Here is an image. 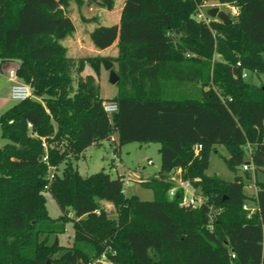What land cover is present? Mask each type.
I'll return each mask as SVG.
<instances>
[{
  "label": "trees",
  "instance_id": "1",
  "mask_svg": "<svg viewBox=\"0 0 264 264\" xmlns=\"http://www.w3.org/2000/svg\"><path fill=\"white\" fill-rule=\"evenodd\" d=\"M84 1L0 0V61L17 63L19 80L33 85L0 117V264H264V182L248 196L242 177L207 174L217 145L233 171L248 148L255 171L264 168V84L250 81L264 76V0H125L120 24L91 34L100 50L116 44L118 56L73 58L62 43L67 11ZM211 2L236 8L230 24L198 17ZM107 60L120 77L112 115L80 77L87 64L99 75ZM104 141L116 152L161 145L159 175L140 181L154 200L128 198L121 177L80 175L74 161ZM178 170L205 199L200 208L181 206V190L170 196ZM47 191L63 217L49 215ZM69 220L73 244L53 247Z\"/></svg>",
  "mask_w": 264,
  "mask_h": 264
},
{
  "label": "rangeland",
  "instance_id": "2",
  "mask_svg": "<svg viewBox=\"0 0 264 264\" xmlns=\"http://www.w3.org/2000/svg\"><path fill=\"white\" fill-rule=\"evenodd\" d=\"M114 3L115 8L113 10H108L93 2H89V0H85L80 9L75 2H70L67 14L69 18L68 26L71 32L64 35L62 39V43L66 45L69 50V56H74L75 58L96 57L98 55L111 58L118 56L116 44L104 49V52H101L102 50L98 49L91 38L92 32L101 25L117 27L120 24L121 9L125 0H114ZM215 7H218L220 11L227 14L231 11L228 5H219L211 2L200 8V16L208 20V11ZM80 46H82L81 49H79ZM16 67L17 65L15 63H11L6 71L0 73V117L16 103L11 99L13 82L8 76L9 69ZM113 70L116 72L118 71V64L116 62L114 63ZM80 77L83 80L89 78L92 87L95 88L100 97L105 101L112 100L118 95V86L110 82V72L105 70L104 66L101 68L100 74L97 75L92 66L87 64ZM80 77L78 75L74 76V90L77 89ZM259 80L264 84V76H261L260 79L250 76V81L252 82L259 83ZM17 81H20L18 77ZM114 138L117 139V135H114ZM6 143L7 140L3 138L2 128L0 126V145H5ZM160 147L161 145L159 143L140 144L131 142L121 145L119 152H116L108 141H104L100 146L89 147L79 160L74 161V165L83 177L103 171L109 173L113 178H117L131 172L130 182L124 185L125 195L128 198L137 197L142 201H152L155 198L153 190L144 188L140 181L159 175L161 169ZM247 153L248 158L246 163H251L250 148H248ZM229 157L230 154L226 147L220 145L214 146L209 156L207 174L209 176H217L228 182H232L235 180L236 176H240L245 184V193L248 196L255 195L257 192L255 186L256 180L264 182V168L255 171V167L251 165L249 173L252 179H249L242 167L238 168L237 171H233L227 166L225 158ZM149 161H151L152 164H149ZM62 170L63 167H61V172ZM45 197L49 215L54 219L63 217L64 214L61 207L49 191L45 193ZM248 208L255 210L257 209V204H249ZM69 216L74 218L73 212H70ZM57 237L59 244L64 247H70L73 244L74 230L71 220L67 222L66 232ZM55 239L56 236L50 238V243L52 245L55 243ZM102 264H107V262L105 261Z\"/></svg>",
  "mask_w": 264,
  "mask_h": 264
},
{
  "label": "built area",
  "instance_id": "3",
  "mask_svg": "<svg viewBox=\"0 0 264 264\" xmlns=\"http://www.w3.org/2000/svg\"><path fill=\"white\" fill-rule=\"evenodd\" d=\"M230 9L233 14H237L236 8H230ZM198 17L200 19H203L200 16V14ZM247 76H248L247 71H244L242 77L247 78ZM9 77L13 82L11 88V99L13 101L21 102L32 97L31 85L17 81V75L15 70H11L9 72ZM103 108L107 114L112 115L118 111V103L111 100L104 101ZM44 147H46L45 144ZM201 149H202L201 145L197 146L196 148L197 151ZM149 164H152V162L149 161ZM250 170H251V163L250 164L245 163V165L243 166V171H250ZM131 175L132 173L128 172V174H124L120 176L121 179L124 181V184L130 182ZM170 181L174 184L173 188L170 190L171 197H174L179 190H181L183 193L181 199V206L197 209L200 208L205 202V199L201 196L199 191L194 187L193 183L189 180L183 179L181 170H178L174 174H172V176L170 177ZM244 208L249 209L248 206H245ZM101 261L105 262L106 261L105 257H103Z\"/></svg>",
  "mask_w": 264,
  "mask_h": 264
},
{
  "label": "water",
  "instance_id": "4",
  "mask_svg": "<svg viewBox=\"0 0 264 264\" xmlns=\"http://www.w3.org/2000/svg\"><path fill=\"white\" fill-rule=\"evenodd\" d=\"M208 16L210 18L220 20L225 25H228V24H230L232 22L229 14H227V13H225L223 11H220V9L218 7H215V8L210 9L208 11ZM11 63H8V61H6V60L0 61V73H3L4 72V69L3 68H4V66L6 64H11ZM15 64L18 66L17 63H15ZM103 66H104L105 70H107V71L110 72V82L112 84H114V85H117L118 82H119V80H120V77L117 74V72L113 70L114 63L111 62V61H109V60H107V61H104L103 62ZM11 70L17 71V67L16 68H13V69H9L8 76H9V72ZM31 89L33 90V85H31ZM247 163L250 164V162H247ZM132 199H137V197H133ZM104 205L107 208V210L109 211L110 215H112V216L116 215V209H115V207H114L113 204L104 202ZM58 245H59V241H58V237L56 236L55 243L53 244V247H57ZM46 264H50V260H48Z\"/></svg>",
  "mask_w": 264,
  "mask_h": 264
},
{
  "label": "crops",
  "instance_id": "5",
  "mask_svg": "<svg viewBox=\"0 0 264 264\" xmlns=\"http://www.w3.org/2000/svg\"><path fill=\"white\" fill-rule=\"evenodd\" d=\"M121 11H122V9H121ZM83 16V15H82ZM66 46V45H65ZM67 47V46H66ZM82 48V46H80L79 47V49H81ZM68 49V48H67ZM101 52H104V50H102ZM68 55H69V50H68ZM71 57V56H70ZM73 58H75L74 56H72ZM9 67V64H6L5 66H4V71H6V69ZM115 139V138H114ZM257 193V192H256Z\"/></svg>",
  "mask_w": 264,
  "mask_h": 264
}]
</instances>
